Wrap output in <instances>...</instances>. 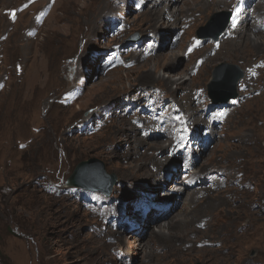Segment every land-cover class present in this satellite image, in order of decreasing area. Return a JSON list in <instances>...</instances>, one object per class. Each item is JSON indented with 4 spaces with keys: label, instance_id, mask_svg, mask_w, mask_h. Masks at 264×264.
I'll list each match as a JSON object with an SVG mask.
<instances>
[{
    "label": "rangeland",
    "instance_id": "374dc122",
    "mask_svg": "<svg viewBox=\"0 0 264 264\" xmlns=\"http://www.w3.org/2000/svg\"><path fill=\"white\" fill-rule=\"evenodd\" d=\"M113 1L120 2L57 0L50 15L39 14L36 26L33 0H0V264H124L122 257L125 264H264V74L262 93L240 101L222 130L210 133L211 144L191 171L197 177L211 172L212 179L204 181L207 190L200 194L195 187L186 189L178 211L156 225L148 220L144 235L125 230L119 238L105 230L106 236H97L99 221L105 219L98 221L95 207L80 202L86 195L83 189L62 187L77 165L90 159L100 160L107 173L115 174L113 197L130 198L141 185L158 186L167 177V167L173 169L171 175L178 174L179 149L188 136L178 118L183 107L197 117L208 106L191 97L192 91L203 87L209 99L217 68L226 63L237 67L226 68L231 75L243 71L247 83L246 67L264 59V29L250 27L264 18V0H245L251 15L239 27L235 23L244 10L236 11L239 0H191L189 8L181 0L159 6L152 0H122L118 9H110ZM205 2L212 6L179 45H162L177 29L173 23L160 26L162 11L167 6L173 12L179 9L182 25L193 12L194 18L201 17L197 5ZM20 4L28 11L19 13ZM229 7L236 13L226 36L230 39H224L197 76L191 69L202 52L168 61L172 51L183 53L191 35L213 32L212 17ZM126 21V30L120 26L109 35L110 23L113 29ZM233 29L247 30L261 43L259 49L247 42L249 37L231 38ZM135 33L144 39L137 48L133 46L139 43L126 44ZM207 43L210 48L212 42ZM188 46L190 52L193 45ZM108 59L118 62V68L109 72ZM168 77L173 84L167 85ZM144 86L161 88L168 102L174 97L179 102L168 111L141 117L154 124L148 129L131 123L133 111L121 116L118 109L106 126L100 125V106ZM184 92L190 93L182 96ZM222 108L210 111L215 122ZM174 116L176 130L168 125ZM161 137L175 147L173 160ZM253 231L261 234L259 240L253 239Z\"/></svg>",
    "mask_w": 264,
    "mask_h": 264
},
{
    "label": "water",
    "instance_id": "95a60500",
    "mask_svg": "<svg viewBox=\"0 0 264 264\" xmlns=\"http://www.w3.org/2000/svg\"><path fill=\"white\" fill-rule=\"evenodd\" d=\"M231 15L230 11L215 14L209 22V27L214 29L213 32H199V36L218 40L228 27ZM137 38L136 35L131 40L136 41ZM226 68L237 67L226 63L217 68L215 79L209 85V95L213 103H224L239 96L238 84L244 77V73L239 71L238 74L231 75ZM221 91H224V94ZM68 184L87 191H100L110 194V188L116 184V176L113 173H107L104 164L100 160L90 159L77 165L73 175L68 180Z\"/></svg>",
    "mask_w": 264,
    "mask_h": 264
},
{
    "label": "bare ground",
    "instance_id": "6f19581e",
    "mask_svg": "<svg viewBox=\"0 0 264 264\" xmlns=\"http://www.w3.org/2000/svg\"><path fill=\"white\" fill-rule=\"evenodd\" d=\"M122 0H120V2H121ZM142 2H143V0H141ZM147 1V0H146ZM153 1V3H154V6H159L160 4H163L164 2H174L175 1V3L177 2V1H180V0H152ZM182 1V4L183 5H185V6H187L186 8H189V5L188 4H190V1L191 0H181ZM213 1V0H212ZM249 1V0H248ZM257 1V0H256ZM120 2L117 4V2L116 1H113L112 2V5H111V8L110 9H118V7H119V5H120ZM211 2V1H210ZM210 2H205V3H203L201 6H198V5H200V4H198L197 5V7H199V11L201 12V17L200 18H198V17H196V18H194L193 17V14H194V12H193V14H192V16L191 15H189V22L190 23H198V21L201 19V18H204L205 17V15H206V12H208V10H209V8L212 6L211 4L212 3H210ZM193 3V2H192ZM194 4V3H193ZM230 5L229 3H226V5ZM213 5H216V4H213ZM260 5L258 4L257 6H256V11H258V10H260L258 7H259ZM237 7L239 8V9H242V8H244V10L242 11V13L240 14V16H239V19L236 21V23H235V25H237V27H239L241 24H242V22H243V19L245 18V19H247L250 15H251V10H249V11H246V9L248 8V3H247V1H245V0H239V2H238V5H237ZM107 8V7H106ZM185 8V9H186ZM184 8L182 9V10H185ZM162 10V9H161ZM176 10V9H175ZM190 10V9H189ZM188 10V11H189ZM216 10V9H215ZM196 11V10H195ZM178 12H179V9L178 10H176L175 12H173V11H170V9H169V7L167 6V8L165 9V10H163L162 11V15H163V18H162V24L160 25V26H162V25H165V26H167V25H169L170 23H173L172 25L174 26V27H177L179 24H180V21H181V18L179 17V14H178ZM261 16L263 17L264 16V13H261ZM169 17H175V20L172 22L171 20L170 21H168V18ZM185 18H188V17H185ZM149 20H151V19H149ZM183 21V20H182ZM185 23H187V22H184L183 24H185ZM171 25V26H172ZM192 26V25H191ZM250 27L251 28H254V29H264V18L262 19V20H260L259 22H254V24H250ZM158 27L156 26V29H157ZM245 31H247V30H242L241 32H238L237 31V29H233L232 30V35H230V37L232 38V37H239L240 35L241 36H243V38L244 39H247L248 37V40H247V42H250V43H253V45H254V47H257L258 48V46H260V44L261 43H259L258 42V40H254V39H252L251 37H250V34L249 33H247V32H245ZM263 32V31H262ZM240 36V37H241ZM235 40V39H234ZM188 49H189V46H187L186 47V49L183 51V53H178L177 51H172V53H171V55H170V57H168V61H171V60H174V59H176V58H178L179 56H182V57H185V55H187V53H189L188 52ZM259 49V48H258ZM169 55V54H168ZM167 55V56H168ZM254 63V62H253ZM150 70V69H149ZM151 72L150 73H148V76H150L151 77ZM117 76V72H115L114 73V75L113 74H111L110 75V78H113V77H116ZM162 79H165V78H162ZM168 79L169 80H166V81H168V83H167V85H169V84H173V78H171V77H168ZM157 80V79H156ZM170 82V83H169ZM247 84V83H246ZM255 97V96H254ZM208 107V106H207ZM211 111V110H210ZM210 111H208V112H210ZM169 128H170V126H169ZM134 130V129H133ZM161 131V130H160ZM211 135H210V133H206L204 136H203V138H192V139H189V136H187V138H186V140H185V144H183L181 147H180V149H179V155L181 156V158H184L185 157V155H187L190 151H192L193 149H195L196 147H199V146H201L203 143H204V140H206V139H210L211 137H210ZM191 143V144H190ZM157 144V143H156ZM151 145V144H150ZM158 145V144H157ZM173 145H174V142H173ZM152 146V145H151ZM154 147L156 146V145H153ZM159 149H161L160 147H158ZM157 148V149H158ZM162 148H164L163 146H162ZM207 150V149H206ZM206 150H204V151H206ZM201 152H203V151H200V153ZM180 158V159H181ZM147 175H153V173H147ZM189 188V187H188ZM174 194H176V195H179V193L177 192V193H174ZM181 195V194H180ZM193 198V197H192ZM170 202H172V201H170ZM185 202V201H184ZM184 202H181V203H183L184 204ZM181 203L180 204H178V205H174V207H172V208H174V209H172L171 210V208H170V210L168 211V212H170V213H168V214H166L165 216H163V217H161L158 221H160V220H165L166 218H170V217H172V216H170V214H173L174 213V211H178V209H179V206L181 205ZM182 207V206H181ZM161 232H163V231H161ZM251 235L253 236V239H257V240H259V238H260V236H261V234L259 233V232H257V231H253L252 233H251ZM243 238H241V240H242ZM227 249V248H226ZM234 255V254H233Z\"/></svg>",
    "mask_w": 264,
    "mask_h": 264
},
{
    "label": "snow or ice",
    "instance_id": "6c2138e0",
    "mask_svg": "<svg viewBox=\"0 0 264 264\" xmlns=\"http://www.w3.org/2000/svg\"><path fill=\"white\" fill-rule=\"evenodd\" d=\"M237 12H239V8H237V10H236Z\"/></svg>",
    "mask_w": 264,
    "mask_h": 264
}]
</instances>
